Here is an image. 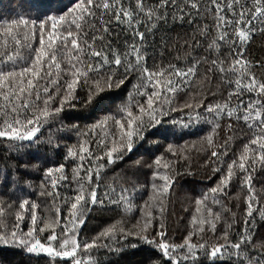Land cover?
Returning <instances> with one entry per match:
<instances>
[{"label": "snow or ice", "instance_id": "6c2138e0", "mask_svg": "<svg viewBox=\"0 0 264 264\" xmlns=\"http://www.w3.org/2000/svg\"><path fill=\"white\" fill-rule=\"evenodd\" d=\"M18 6L0 19V249L264 264V0Z\"/></svg>", "mask_w": 264, "mask_h": 264}, {"label": "trees", "instance_id": "16d2710c", "mask_svg": "<svg viewBox=\"0 0 264 264\" xmlns=\"http://www.w3.org/2000/svg\"><path fill=\"white\" fill-rule=\"evenodd\" d=\"M19 0H0V19H10L16 18L17 13L20 12V8L18 6ZM179 31V30H177ZM174 36L175 33H172ZM251 52L257 56H264V37L257 36L254 39V42L251 46ZM187 179H191L190 177ZM183 185V188L181 187ZM176 196L179 200H183L185 195L187 194V187L184 183V180H181L180 185H177ZM34 199L36 197H33ZM7 222L11 225L14 220L9 217ZM101 221L94 219L88 224V228L85 230L88 235L92 234V230L96 228ZM26 230V229H25ZM0 252H3L5 255L9 256L13 260V264H44L43 256L30 255L24 252H21L17 249H0ZM100 258L104 259V254H100Z\"/></svg>", "mask_w": 264, "mask_h": 264}]
</instances>
